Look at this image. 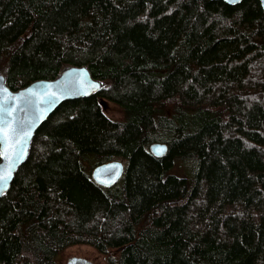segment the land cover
<instances>
[{
	"label": "trees",
	"instance_id": "trees-1",
	"mask_svg": "<svg viewBox=\"0 0 264 264\" xmlns=\"http://www.w3.org/2000/svg\"><path fill=\"white\" fill-rule=\"evenodd\" d=\"M0 60L13 90L70 65L105 85L35 131L0 198V264L74 245L107 264H264L258 0H0ZM112 160L123 175L98 185L91 168Z\"/></svg>",
	"mask_w": 264,
	"mask_h": 264
},
{
	"label": "water",
	"instance_id": "water-1",
	"mask_svg": "<svg viewBox=\"0 0 264 264\" xmlns=\"http://www.w3.org/2000/svg\"><path fill=\"white\" fill-rule=\"evenodd\" d=\"M237 4L241 0H222ZM264 12V0H258ZM105 85L91 76L84 65L65 66L52 79H37L17 90L6 83L0 72V198L8 191L19 166L26 160L35 131L63 101L95 94ZM149 150L163 155L167 145L154 142ZM124 165L112 160L90 170L92 180L103 187L115 184L123 175ZM67 264H93L82 257H71Z\"/></svg>",
	"mask_w": 264,
	"mask_h": 264
},
{
	"label": "rangeland",
	"instance_id": "rangeland-1",
	"mask_svg": "<svg viewBox=\"0 0 264 264\" xmlns=\"http://www.w3.org/2000/svg\"><path fill=\"white\" fill-rule=\"evenodd\" d=\"M0 72H5V65L2 60H0ZM101 107L103 112L111 119H119L122 116L119 108L109 101H102ZM187 167L185 162L179 161L178 164L173 166L171 171L175 175H185L189 172ZM71 257H82L91 261L93 264H107L102 255L98 254L92 247L86 245H74L65 248L56 256V262L57 264H67L68 259Z\"/></svg>",
	"mask_w": 264,
	"mask_h": 264
},
{
	"label": "bare ground",
	"instance_id": "bare-ground-1",
	"mask_svg": "<svg viewBox=\"0 0 264 264\" xmlns=\"http://www.w3.org/2000/svg\"><path fill=\"white\" fill-rule=\"evenodd\" d=\"M114 112V111H113ZM110 113V112H109ZM114 115V114H113ZM165 143V142H164ZM96 164H98V163H96ZM89 169H90V167H89ZM89 172V171H88Z\"/></svg>",
	"mask_w": 264,
	"mask_h": 264
}]
</instances>
